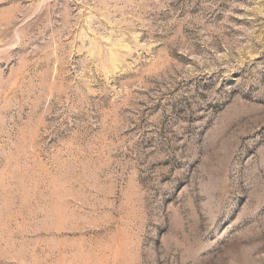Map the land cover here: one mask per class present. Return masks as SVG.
<instances>
[{"label":"rangeland","instance_id":"1","mask_svg":"<svg viewBox=\"0 0 264 264\" xmlns=\"http://www.w3.org/2000/svg\"><path fill=\"white\" fill-rule=\"evenodd\" d=\"M0 264H264V0H0Z\"/></svg>","mask_w":264,"mask_h":264}]
</instances>
